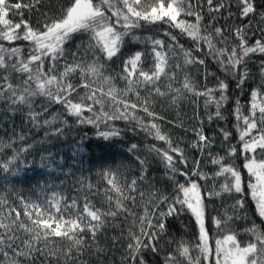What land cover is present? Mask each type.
Here are the masks:
<instances>
[{"label": "snow or ice", "instance_id": "6c2138e0", "mask_svg": "<svg viewBox=\"0 0 264 264\" xmlns=\"http://www.w3.org/2000/svg\"><path fill=\"white\" fill-rule=\"evenodd\" d=\"M42 3L43 0H28V3L0 0V102L5 105L3 111L9 116L19 113L34 128L47 126L51 128L52 135L63 134L61 125H68V117L97 127L104 123L109 130L100 131L98 135L105 140L121 135L120 130L110 127L109 122L121 119L136 121L141 130L167 145L163 149L152 145L148 150L161 159L166 174L176 184L178 194L170 200L154 186L145 191L142 186L148 180L147 161L136 157L141 171L135 178L121 182L119 176L126 173L123 164L117 165L116 171L105 170L103 177L108 187L97 189L88 184V194L82 201L53 191L50 197L43 200L39 196L36 200L17 196L19 206H16L7 195H0V264H87L82 259L85 251L95 246L94 254H103L98 235L117 217L125 221L131 217V224L137 229L128 228L127 238L131 243L127 245L125 259L131 264H147L144 253L160 255L163 251L161 240L168 233V219L184 210L191 213L198 226L197 241L194 245L180 241L172 251L167 252L160 264H264V228L260 225L252 223L245 229L251 239L243 245L236 233L227 232L216 238L213 246L206 227L205 199L219 197L223 193H242L240 172L224 163L223 157H212L211 163L219 166L215 177L225 176L226 182L221 185L220 191L202 192L201 185L191 176H199L201 180L210 177L199 171L198 160L191 174L184 170L188 159L183 149L173 146L171 138L155 122L163 118L150 110L155 97L170 95L172 103L177 104L191 93L205 97V107L215 104L216 111L214 116H208L209 121L214 117L222 118L220 109L228 99V83L220 80L215 88L198 91L185 75L181 87H172L176 73L169 70V54L182 56L184 65H205V59L195 56L194 51L205 52L226 75L236 80L237 88H242L250 78L248 61L253 55H264V28L260 29L261 39L252 44L248 39L252 28V21L248 18L258 16L264 22V5L258 4L257 0H62L57 13H42L44 20L39 27H33L23 18L22 9L31 11ZM205 4L210 16L207 23ZM233 7L237 9L235 13ZM13 12L20 16L18 23L9 18ZM234 16L241 21L248 20V23L227 26V21ZM221 20L225 23L220 24ZM141 21L168 25L169 30L163 34L168 42L155 36L137 35L135 30L141 27ZM172 29L179 30L180 34L190 39L195 48H186L181 44ZM77 34L87 35V42L78 44L76 51L68 52L66 45ZM126 38L136 44L150 45V48L131 53L123 60L121 71L111 75L108 73V62L121 53ZM18 41L26 44H18ZM147 55L152 57L149 70L144 68ZM175 68H181V64L177 63ZM259 74L262 82L251 91L250 116H240L239 101L235 112L244 125L239 140L246 159L244 168L253 178L248 188L258 216L264 222V159H255L258 150L264 153V129L259 128L260 124H264V91H261L264 89V61L259 65ZM77 75L78 84L73 83ZM162 78L169 81V92L162 91L158 86ZM116 79L125 81L126 86L117 87ZM80 89L84 90V94H79ZM141 89L148 95L142 97ZM216 92L220 94L219 98L214 95ZM130 95L135 96V101L128 98ZM38 100L42 102L37 104ZM53 105H61L63 111L50 112ZM106 105L113 109L111 113L105 111ZM137 111L144 112L151 120L145 123L136 115ZM85 112L93 115L84 118ZM221 131L227 140L230 133ZM193 132L197 137L193 148L203 153L211 147V140L202 127L193 129ZM16 139L24 141L26 137L20 134L7 144L0 141V151L13 148ZM31 147L29 144L7 161H0V170L18 175L20 167L13 169L11 166ZM137 147L132 144L129 151ZM236 151V147L231 146L229 156L235 155ZM249 154L252 156L249 157ZM178 164L183 168L177 167ZM42 166L47 167L48 164ZM177 175L184 176L186 183L176 181ZM227 177L231 180L227 181ZM101 193L105 200L102 206L97 207L90 197ZM162 205L165 206L163 210ZM138 206L141 209L139 216L134 211ZM243 206V200H238L232 208L235 210ZM232 219L225 214L224 218L212 217V223L221 229L222 224ZM115 226L119 227L118 224Z\"/></svg>", "mask_w": 264, "mask_h": 264}, {"label": "trees", "instance_id": "16d2710c", "mask_svg": "<svg viewBox=\"0 0 264 264\" xmlns=\"http://www.w3.org/2000/svg\"><path fill=\"white\" fill-rule=\"evenodd\" d=\"M16 3L17 0H11ZM23 3H28V0H22ZM62 0H43V3L38 8L31 11L22 9L23 18L28 20L33 27H39L44 20L42 13L48 12L50 15L57 13L58 6ZM258 4L264 5V0H257ZM235 13L237 9L233 7ZM205 23L210 20L207 13V5H204ZM226 14V13H225ZM10 19L18 23L20 16L15 12L10 14ZM191 19V18H188ZM252 21V28L248 32L249 44L254 43L256 39H261L260 29L264 28V22L259 20L258 16L249 17ZM223 20L220 24H224ZM248 20H239L235 16L227 21V26L233 24H247ZM259 25V27L257 26ZM220 26V25H215ZM169 30L168 25L158 22L156 24H147L141 21V27L135 32L140 36H155L165 39L163 34ZM173 34L177 35L179 42L186 48H195L193 42L187 37L179 33V30L172 29ZM253 33L255 35H253ZM229 38H231L230 34ZM87 35L77 34L73 40L66 45L68 52L76 51V46L81 42H87ZM236 43L235 40L232 41ZM18 44H26L24 41H18ZM150 48V45L136 44L130 38H126L125 46L121 53L114 57L111 62H108V73L116 75L121 71V64L131 53L141 50L144 51ZM194 55L205 59V65L193 64L184 65L182 56H173L169 54L170 71H175L176 79L172 87L179 88L183 82L185 75L191 80L198 91H204L206 88H215L220 80L228 83L227 101L224 102L220 109L222 118H213L208 120L209 115H213L216 111L215 104H209L205 107V97H197L191 93L186 94L177 104H173L168 97H155V103L151 106V111L158 114L163 119H157L155 122L160 126L162 132L166 133L172 140L173 146H179L183 149L185 156L188 159V166L185 171L191 174L195 167V162L199 161V171L207 174L210 179L201 180L199 176H191L192 180L197 181L201 185L202 192L220 191L221 185L226 182L225 176L215 177V173L219 170V166L211 163L212 157H223L224 163L235 167L241 174L242 193H223L221 196H213L205 199L206 204V227L209 231L210 241L214 246L215 239L224 235L227 232H234L237 238L243 245L247 243L251 236L245 232V229L250 227L252 223H256L264 228V222L258 216L256 211L255 201L251 198L248 183L253 180L249 175L244 164L246 163L245 155L241 151L242 142L239 140L240 130L243 129V121L237 119L236 107L239 101L240 116H250L251 113V91L259 87L262 78L259 74V65L264 61V55L256 54L251 57L247 63L250 72V78L245 82L242 88L236 87V80L226 75L212 58L208 57L205 52H196ZM70 58V57H69ZM91 59V56L88 57ZM101 59H103L101 57ZM181 64V68L176 69L175 65ZM152 66V57L147 55L144 60L145 70H149ZM15 82V79H14ZM73 83H79L77 75ZM117 87L124 88L125 81L116 79ZM158 86L162 91L169 92V81L167 78H162L158 82ZM264 91V89H261ZM79 94H84V90L80 89ZM148 95V92L141 89V96ZM214 95L219 98V93ZM129 99L135 101V96L130 95ZM78 99V96H74ZM37 101V104L41 103ZM260 101H258L259 103ZM5 105L0 102V141L7 144L14 137L24 134L26 139L20 141L16 139L13 148H5L0 151V161H7L19 149L32 145L26 153L20 156V159L13 163V169L20 167L18 175H11L0 170V195H7L9 200L19 206L17 196L29 197L36 200L37 197L43 200L45 197H50L53 191L65 196L76 197L83 200V197L88 194V184H92L97 189L107 188L106 181L103 177L105 170L116 171L117 165L123 164L126 168V173L120 175L119 179L124 182L125 179L131 180L135 178L141 171L139 162L136 157L147 161V176L148 180L142 186L145 191L149 190V186L161 189L171 200L178 193L176 184L169 175L166 174V169L161 159L148 149L155 145L158 148H166L167 145L162 141H158L150 136L145 131L141 130L136 121L115 120L109 122L110 127L119 129L120 136L111 137L108 140L103 139L98 135L100 131H108L104 123H100L99 127L93 124H81L77 122V118L68 117V125H61L64 128L62 135H52L51 128L44 126L34 128L28 124L25 117L19 113L14 116H9L3 111ZM61 105H53L50 112H62ZM105 111L112 112L110 106L105 107ZM93 113L85 112L84 118L91 117ZM136 115L145 123L151 120L142 111H137ZM47 118V117H45ZM203 128L204 134L211 140V147L203 153L198 149L193 148L192 144L197 140L193 129ZM259 128L264 129V124H260ZM230 133V136L225 140L223 132ZM132 144L138 147L133 151H129ZM231 146H235L237 151L235 155L229 156ZM211 153V156L209 155ZM252 154H249L251 157ZM47 158V159H45ZM257 161L264 159V153L258 152L255 154ZM47 163L44 167L42 164ZM183 168V165H177ZM179 183H186L185 177L177 175L175 177ZM231 178L227 177V181ZM43 188V192H41ZM97 207L102 206L105 200L103 193L97 196L90 197ZM238 200H243V208H232ZM138 205L140 203L137 197ZM165 206H161L163 210ZM137 216L140 215L141 209L138 206L136 209ZM225 214L233 217L227 224H222L221 229H217L212 223V217L224 218ZM119 225L116 227L115 225ZM168 233L161 240V251L159 256L153 255L151 252L144 253V259L147 264H160V261L172 251L180 241L189 244H195L198 237V226L194 217L190 212L184 210L178 216L168 219ZM133 227L131 217L125 221L122 217H117L115 221L109 222V225L98 235L99 246L104 249L103 254L97 256L94 254V247L85 251L82 259L87 261V264H131L125 257L127 253V245L131 240L127 238L128 228ZM133 231H137L133 227ZM171 240L168 244L165 241ZM90 242V238H89ZM63 243V242H59ZM196 253H193L195 255Z\"/></svg>", "mask_w": 264, "mask_h": 264}]
</instances>
